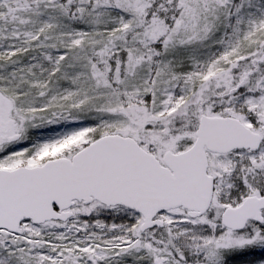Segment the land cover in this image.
<instances>
[{
    "label": "snow or ice",
    "instance_id": "snow-or-ice-1",
    "mask_svg": "<svg viewBox=\"0 0 264 264\" xmlns=\"http://www.w3.org/2000/svg\"><path fill=\"white\" fill-rule=\"evenodd\" d=\"M0 264H264V0H0Z\"/></svg>",
    "mask_w": 264,
    "mask_h": 264
}]
</instances>
